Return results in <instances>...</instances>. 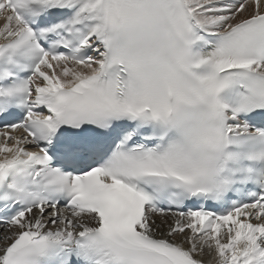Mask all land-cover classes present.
<instances>
[{"label": "snow or ice", "instance_id": "6c2138e0", "mask_svg": "<svg viewBox=\"0 0 264 264\" xmlns=\"http://www.w3.org/2000/svg\"><path fill=\"white\" fill-rule=\"evenodd\" d=\"M0 264H264V0H0Z\"/></svg>", "mask_w": 264, "mask_h": 264}]
</instances>
